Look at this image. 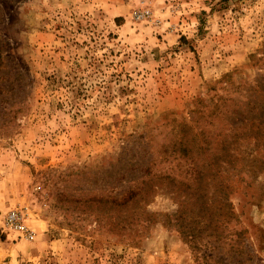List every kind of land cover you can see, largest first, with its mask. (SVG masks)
<instances>
[{"label": "rangeland", "instance_id": "obj_1", "mask_svg": "<svg viewBox=\"0 0 264 264\" xmlns=\"http://www.w3.org/2000/svg\"><path fill=\"white\" fill-rule=\"evenodd\" d=\"M259 99L264 0H0V264H264Z\"/></svg>", "mask_w": 264, "mask_h": 264}, {"label": "trees", "instance_id": "obj_2", "mask_svg": "<svg viewBox=\"0 0 264 264\" xmlns=\"http://www.w3.org/2000/svg\"><path fill=\"white\" fill-rule=\"evenodd\" d=\"M230 0H223V2H227ZM260 101L263 102V105H261ZM255 101L252 100V102L250 103V106H252L253 110L249 111V113L247 111H244L245 113L247 112V114H241L240 118H242L241 123L239 125H237V127H234L235 129H231L229 132L225 133L222 135V139H221V158H224V160L226 162L231 163L232 162V157L233 155L229 152V149L239 141V138L243 137L245 135H252V137H256V138H263L264 139V116H262L260 114V111L262 109H264V99L262 100H257V102H259L260 104H258L257 106L254 103ZM257 115V117H253L254 115ZM238 123H239V119ZM242 128V131H239V129ZM194 171V170H193ZM202 173H199V175L201 176ZM203 178V177H202ZM202 178L199 177L198 180V184L199 186L194 189H196L197 192H199L200 194L204 192V189L202 187L203 185V180ZM163 180H165L166 178H162ZM155 183V180L153 177L145 180L144 185L142 187H140L138 190L136 191H132L129 195L128 198V202H131L132 200H134V198H138L139 196H141V193L144 190H147L148 188H151L153 186V184ZM223 185H221V194L223 192ZM205 187V186H204ZM188 190H192L191 187H187ZM221 197H224L223 195H221ZM224 200V199H223ZM223 202V201H222ZM224 206L226 207L227 203L223 202ZM222 209V207H221ZM178 224V223H176ZM188 231V230H187ZM186 231V232H187ZM185 234V233H184ZM188 236V235H187Z\"/></svg>", "mask_w": 264, "mask_h": 264}, {"label": "built area", "instance_id": "obj_3", "mask_svg": "<svg viewBox=\"0 0 264 264\" xmlns=\"http://www.w3.org/2000/svg\"><path fill=\"white\" fill-rule=\"evenodd\" d=\"M3 228L18 234L21 239L31 241L35 238V231L29 226L27 212L23 209H11L5 216Z\"/></svg>", "mask_w": 264, "mask_h": 264}]
</instances>
